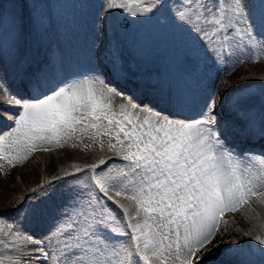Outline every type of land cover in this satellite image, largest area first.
<instances>
[{"label":"snow or ice","instance_id":"snow-or-ice-1","mask_svg":"<svg viewBox=\"0 0 264 264\" xmlns=\"http://www.w3.org/2000/svg\"><path fill=\"white\" fill-rule=\"evenodd\" d=\"M257 62L264 0H0V171L92 154L0 208V264H264Z\"/></svg>","mask_w":264,"mask_h":264},{"label":"rangeland","instance_id":"rangeland-1","mask_svg":"<svg viewBox=\"0 0 264 264\" xmlns=\"http://www.w3.org/2000/svg\"><path fill=\"white\" fill-rule=\"evenodd\" d=\"M249 73L259 75L264 72V63L257 62L255 65L244 66ZM243 72V68L241 69ZM226 78V77H225ZM92 154L85 153L81 149H56L51 153L37 152L24 163L23 166H16L14 168H6L0 171V208H3L8 201L7 192L9 191L10 199L20 194V190L29 187H35L42 178L50 179L52 175L60 174V169L70 166L72 163L83 164L91 161ZM113 159H116L113 157ZM4 172H10L5 175ZM257 211H261L257 208ZM235 225H230V231H234L235 227H250L251 225L244 222L241 215L234 217Z\"/></svg>","mask_w":264,"mask_h":264},{"label":"bare ground","instance_id":"bare-ground-1","mask_svg":"<svg viewBox=\"0 0 264 264\" xmlns=\"http://www.w3.org/2000/svg\"><path fill=\"white\" fill-rule=\"evenodd\" d=\"M7 195H8V196H7V197H8V200H9V199H10V196H9V191L7 192Z\"/></svg>","mask_w":264,"mask_h":264}]
</instances>
